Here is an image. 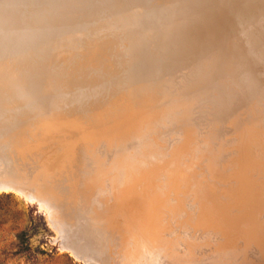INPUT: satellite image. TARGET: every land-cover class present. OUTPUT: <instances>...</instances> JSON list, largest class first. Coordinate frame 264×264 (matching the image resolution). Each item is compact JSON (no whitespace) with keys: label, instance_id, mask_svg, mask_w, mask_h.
<instances>
[{"label":"rangeland","instance_id":"rangeland-1","mask_svg":"<svg viewBox=\"0 0 264 264\" xmlns=\"http://www.w3.org/2000/svg\"><path fill=\"white\" fill-rule=\"evenodd\" d=\"M235 1L0 0V88L5 86L1 88L4 93L0 92V264H145L147 254L143 252L151 249L157 252V245L145 246V241L142 245L140 233L131 237L133 224L120 222L123 219L112 224L106 240L94 237L95 241H89L84 232V206L97 205L106 195L95 192L85 198L83 185L88 177L84 173L82 181L86 180L81 181L76 210L71 200L74 197H70L71 190L67 189H70L73 178L70 174L74 175L75 169L72 164L77 157L72 152L48 156L31 150L46 146L50 140L41 138L47 130L45 123L53 122L73 106L88 110L96 104L103 107L118 103L125 109L138 107L130 120L138 115L148 114L145 119L160 114L162 121L158 127L161 129L170 124L163 112L178 107L190 109V115L200 119L192 132L171 128L158 138L140 135L144 140L137 138L89 166L120 151L133 152L139 146L152 145L171 134L185 133L189 137L183 135L180 139L175 148L180 150L178 159L172 161L176 164V173H171V178L174 177L171 194L176 192L179 200L188 196L202 199L210 193L231 206L235 214L228 217L237 220L251 214L258 204L260 210L254 218L258 225L264 223V17L261 25V20L254 19L257 29L263 31L250 30L249 21H245L244 31L241 27L242 35L235 41L236 48L227 49ZM257 1L260 12H264L263 0ZM221 7L224 13L213 21L184 29ZM81 16L94 18L84 23L88 25L83 30L58 35L49 31L53 26H41L66 23ZM179 29L184 30L177 33ZM135 35L147 36V44L112 43ZM217 44L222 45L221 49L205 58L208 64L198 75H190L191 79L185 82L179 79L183 87L169 80L173 70L170 68L175 59L183 57L184 49L191 48L188 58L197 55L204 58V52L209 53L212 47L216 49ZM132 66L138 69L145 66V69L134 72ZM226 67L234 71L227 72ZM187 85L189 89L184 88ZM188 91L189 99L196 100V104L185 99ZM171 98H176L180 106L169 108ZM51 132L53 136L58 129ZM165 164L169 161L165 160ZM139 189L138 184L128 206ZM140 204L141 200L135 206ZM197 220L195 216L191 223L200 227Z\"/></svg>","mask_w":264,"mask_h":264},{"label":"bare ground","instance_id":"bare-ground-1","mask_svg":"<svg viewBox=\"0 0 264 264\" xmlns=\"http://www.w3.org/2000/svg\"><path fill=\"white\" fill-rule=\"evenodd\" d=\"M257 2V0L235 1V9L232 10L235 13V18L233 16V20L231 21V30L227 38V45L225 46L227 47V49L232 50L236 48L234 44L235 41L239 39L241 29L242 32L244 31L243 26L245 24V21H249L247 22L251 25V28L249 29L254 31L258 27V23L254 22V19H259L261 20V22L259 21V24L262 23L263 19L261 18L264 17V12H260L261 9L259 10V6L257 7ZM259 2H261V0ZM263 2L264 0L261 2V4ZM248 5H252L253 8ZM250 8L252 9L249 10ZM258 10L260 14L257 15L256 11ZM223 13V7L218 8L209 13L201 22L193 23L189 25L188 28L184 29H191L193 27L209 23ZM91 20H94V18L81 16V18H76L73 20L71 19L69 21H66V23L52 22L50 24L41 26H53V28L49 31L52 32V34L58 33L59 35L65 33L66 31L67 33H71V31L74 32L75 30H83L87 27L86 25H88L84 23L90 22ZM79 23H83L84 25H77ZM71 25L74 26L66 27ZM233 25H235L237 28H234ZM184 29H179L176 31L177 33H179ZM211 29L212 28H210L209 30ZM215 31L216 30L213 31V35H216ZM38 32L39 31H35L34 33L38 34ZM40 34H42V32ZM146 37L147 36L141 35L121 37L120 39H115L114 41H112V43L123 44L126 46H141L147 44L145 39ZM221 47L222 45L217 44L216 49L212 47L209 53L204 52V58L202 55H197L194 58H188L187 56L191 54V48H187L188 50L184 49V52H182L183 57L181 59H175L172 67L170 68L173 70L170 71L169 69V71L171 72L169 80L177 86L183 87L180 82L182 80L183 82L190 80V75H198L201 71V68L208 64L205 58L211 55L214 56L217 51L221 49ZM132 67L134 72L145 69V66L139 69L136 66ZM225 71L233 72L234 69L226 67ZM179 79H181V81H179ZM8 85L9 84H7V86ZM3 87L5 86L3 85ZM184 88L189 89L188 85ZM189 91L187 93L188 95H185V99L193 104H196V100L191 101L189 99ZM0 92H3V90H1ZM170 96L172 97L173 94H170ZM9 98L11 97L9 96ZM172 100L173 98H171L172 106L174 105L175 108L180 106L176 102V98L173 100L176 102V104H173L174 102ZM169 106H171V104ZM172 106L169 108L173 109L174 106ZM183 108L178 107V109L174 111L166 110L165 112H163L165 113V115H168L166 117L170 121V124L166 125L164 129H161L158 127V123L162 121L160 114L152 115L149 118L145 119L143 117L148 114L144 116L138 115L140 117H135L134 120H130V115H134L135 113L133 112L138 110V107H128L127 109H125L118 103L103 107L99 104H96L95 108H93L92 110H88L84 107L81 108L79 106H73L71 108H68L65 114L57 116V118L53 122L45 123V127L47 130L45 131L44 135H41V138H43V140L45 137L47 138V140L50 139V143L48 141V143H46V146H43L42 148H31V150H35L38 153L46 154L48 156L51 154L61 155L65 152H72V155L77 157L76 160H74V163H71L72 167H75V169L74 175L72 174V176L70 174V176L73 178L69 182L71 183L69 186L70 189H67L68 191L71 190V192H69L71 193V196L68 193L69 196L71 198L72 196L74 197V200L70 198L72 201H74L73 204L76 207L75 208L72 205L73 209L75 208L77 210V195H80L78 194V190L82 187H80V184L82 179L84 178V173H86L88 177L87 180L85 179L86 182L83 185V194L85 198L92 196V194H94L95 192L104 196L106 195L105 198H101L98 200L99 204L84 206L85 209L83 210V215L84 219L86 220L84 221V232L89 241H95L94 237L100 238L101 241L106 240L108 238L106 232L110 231V229L112 228V224H114L117 220L119 221L120 219H123L120 222L125 223L128 221V225L129 222H132L133 224L131 237L134 238L135 235L140 233L143 237L142 245H144V241L146 244L145 246L151 243L157 245V252H155L154 249L148 250L147 252L142 251L144 254H147L145 256V264H264V223H260L258 225L257 220L255 219L257 217L256 213L260 210V205L255 204L253 207L254 211L252 213L251 211L249 212L251 214L247 215L241 220H237L230 219L228 217V215L230 214H235L231 206L226 205L224 202H220L215 195H212L210 193L207 197H202V199L196 198V196H188L179 200H177L178 198L177 196H175L176 192L171 194L173 191L172 186L174 180L173 176V178H171V173H174V175L176 173V164L172 161L173 159H176L177 155L179 154L180 150H175V148L180 144L179 141L180 139L184 138L185 133L183 134L182 132L184 136L180 134H171L163 139L161 138L162 140L160 142L157 141V143L149 146H139L135 148L133 152L126 150L120 151L112 157L104 158L101 161L92 164L93 166H89L91 162L94 163V160L100 158L101 156L117 149L118 147H124L129 142H132L137 138H141L140 135H146L145 137L147 139H151L153 135L158 138V136L167 132L171 128V130H180V132L181 130L186 131V133L192 132L197 124V120L200 119L195 118L192 109L191 114L193 115H190V109L186 107L189 109L188 111L184 110ZM198 112L200 113V111ZM149 113H151V111H149ZM195 114L197 115V112H195ZM201 114H199L198 116H200ZM191 116L195 118L196 122L193 121L194 118H192ZM57 129L58 133L52 136L51 131ZM48 132H51L49 134L51 135L50 137L49 135H47ZM165 151H168L167 157L163 159ZM165 160L169 161L168 165L165 164ZM180 164L178 163V165ZM171 166H175L172 169L173 172L171 171ZM211 166L213 167V165ZM61 169L65 170V168L63 167ZM19 170L23 171V169L21 168ZM30 171H32V169ZM26 173L25 175H27ZM31 173L32 172H30V174ZM33 174L34 173L31 174L32 177L36 178V175L34 174V176ZM194 175L195 173L193 174V176ZM27 176L29 177V175ZM142 179L144 180L141 181ZM54 181L55 180H52V182ZM84 181H82V183ZM138 184L140 189L136 193V195L132 197L129 203V205L131 204V206H128L129 199L132 196V193L135 191V188H137ZM52 190L55 192L54 188ZM59 190L61 189H58V191ZM63 190L64 192L66 191L65 187ZM183 193L185 194V192ZM185 195L187 196V194ZM139 200H141V204L139 205L140 208L135 211L139 207L135 206L137 201ZM86 201L90 200L87 199ZM93 201H96V199ZM70 202L71 201H69V203ZM255 215L256 217L254 218ZM75 216L78 217L77 211H75ZM195 216H197V222H200V227H196L191 223ZM74 220H76V218ZM77 220L79 219L77 218ZM79 223H77V226H79ZM256 223L257 225H255ZM138 229L139 231L137 232Z\"/></svg>","mask_w":264,"mask_h":264}]
</instances>
